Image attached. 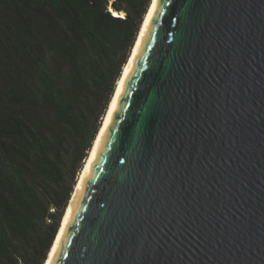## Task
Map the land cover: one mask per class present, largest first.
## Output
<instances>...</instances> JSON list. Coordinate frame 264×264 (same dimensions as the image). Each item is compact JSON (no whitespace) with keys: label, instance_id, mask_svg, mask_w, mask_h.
Segmentation results:
<instances>
[{"label":"water","instance_id":"obj_1","mask_svg":"<svg viewBox=\"0 0 264 264\" xmlns=\"http://www.w3.org/2000/svg\"><path fill=\"white\" fill-rule=\"evenodd\" d=\"M44 264H264V0H153Z\"/></svg>","mask_w":264,"mask_h":264},{"label":"trees","instance_id":"obj_2","mask_svg":"<svg viewBox=\"0 0 264 264\" xmlns=\"http://www.w3.org/2000/svg\"><path fill=\"white\" fill-rule=\"evenodd\" d=\"M150 1L0 0V264L44 263Z\"/></svg>","mask_w":264,"mask_h":264},{"label":"bare ground","instance_id":"obj_3","mask_svg":"<svg viewBox=\"0 0 264 264\" xmlns=\"http://www.w3.org/2000/svg\"><path fill=\"white\" fill-rule=\"evenodd\" d=\"M152 1H153V0L150 1V4H149V6H148V9H147V11H146V13H145V15H144V17H143V20H142L141 25H140V27H139V31H140V28H141V26H142V24H143V21H144L145 17H146V14H147V12H148V10H149V8H150V5H151ZM109 10L111 11V10H113V9H112L111 7H109ZM113 11H114V10H113ZM115 12H116V11H115ZM118 14H119V13H118ZM120 14H122V13H120ZM139 31H138V33H139ZM138 33H137V36H138ZM137 36H136V38H137ZM136 38H135V41H136ZM135 41H134V43H135ZM133 46H134V44H133ZM133 46H132V48H133ZM132 48H131V51H132ZM130 53H131V52H130ZM129 56H130V54H129ZM129 56H128V58H129ZM128 58H127V61H128ZM127 61H126V63H127ZM126 63H125V65H124L123 69H122V72H121L119 78L117 79V81H116V83H115V87H114L113 94H112V96H111V98H110V100H109V103H108V105H107V108H106V110H105V113H104V115H103V117H102V120H101V123H100L99 129H98L97 134H96V136H95V138H94V140H93L92 146H91V148L89 149V151H88V153H87V156H86V158H85V160H84V162H83V166H82V168H81V170H80V172H79V175H78V177H77V181H76V184H75L74 190H73V192H72V194H71V196H70V199H69V201H68V203H67V206H66V208H65V210H64V213H63V216H62V219H61V222H60L59 228H60V226H61V224H62V222H63V219H64V217H65V215H66V212H67V210H68V208H69V205H70V202H71V199H72L73 193H74V191H75V188H76V186H77V183H78L79 178H80V176H81V173H82V171H83V168H84V166H85V163H86V161H87V159H88V156H89V154H90V151H91V149H92V147H93V144H94V142H95V139H96V137H97V135H98V132H99V130H100V127H101V125H102V122H103V120H104V117H105V115H106V113H107V110H108V108H109V105H110V103H111V100H112V98H113V95H114V93H115V90H116V88H117V85H118V83H119V80H120V78H121V75H122V73H123V70H124V68H125V66H126ZM59 228H58V231H59ZM58 231H57V233H58ZM56 235H57V234H56ZM55 238H56V236H55ZM55 238H54V240H55ZM54 240H53V242H54ZM53 242H52V244H51V247H52V245H53ZM51 247H50V249H51ZM50 249H49V251H48V253H47V256H48V254H49V252H50ZM46 258H47V257H46ZM45 261H46V259H45ZM45 261H44V263H45ZM44 263H43V264H44Z\"/></svg>","mask_w":264,"mask_h":264},{"label":"built area","instance_id":"obj_4","mask_svg":"<svg viewBox=\"0 0 264 264\" xmlns=\"http://www.w3.org/2000/svg\"><path fill=\"white\" fill-rule=\"evenodd\" d=\"M50 210H51V211H54V208H51ZM48 221H50V219H48Z\"/></svg>","mask_w":264,"mask_h":264},{"label":"rangeland","instance_id":"obj_5","mask_svg":"<svg viewBox=\"0 0 264 264\" xmlns=\"http://www.w3.org/2000/svg\"><path fill=\"white\" fill-rule=\"evenodd\" d=\"M81 170V169H80ZM80 172V171H79ZM79 172H78V174H77V177H78V175H79ZM76 181H77V178H76ZM76 183V182H75Z\"/></svg>","mask_w":264,"mask_h":264},{"label":"clouds","instance_id":"obj_6","mask_svg":"<svg viewBox=\"0 0 264 264\" xmlns=\"http://www.w3.org/2000/svg\"><path fill=\"white\" fill-rule=\"evenodd\" d=\"M111 11H113V10H111ZM120 15V14H119ZM121 16V15H120Z\"/></svg>","mask_w":264,"mask_h":264}]
</instances>
